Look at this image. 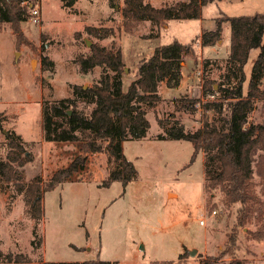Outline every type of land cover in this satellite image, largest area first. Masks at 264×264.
Listing matches in <instances>:
<instances>
[{"label":"rangeland","instance_id":"rangeland-1","mask_svg":"<svg viewBox=\"0 0 264 264\" xmlns=\"http://www.w3.org/2000/svg\"><path fill=\"white\" fill-rule=\"evenodd\" d=\"M176 1L150 0L155 6ZM26 3L36 4L40 16L34 22L28 14L22 22L25 43L18 45L11 24L0 22V157L6 158L10 150L7 135L14 133L31 156L23 166L27 182L35 174L46 182L77 154L85 153L87 161L67 181L44 192L40 219L31 216L23 193L0 178V247L5 254L26 253L33 264L98 257L111 264H202L228 247L216 264H228L233 258L264 264V235L258 239L254 233L259 222L253 219L244 227L236 226L239 204L228 206L220 189H206L204 152L191 161V141L157 139L163 132L161 120L194 131L206 117L214 119V112L203 113L202 104L194 111L180 110L177 105L181 98L201 96L204 80L212 81L215 88L223 81L231 38L229 21L223 23V39L217 45L198 46L197 58L182 62L178 86L164 80L159 87L162 99L154 106L144 105L151 122L148 134L122 142L124 154L138 170V177L127 185L120 180L105 185L121 170V162L110 154L105 139L99 140V150L84 152L83 144L92 138L90 131L80 132L81 140H47L43 122L46 102L70 97L87 113L95 106L74 92L75 85L96 86L104 73L100 65L83 73L76 60L90 53L94 43H115L122 49L127 86L136 77L140 59L149 57L157 45L175 38L188 42L214 28L222 13H264V0H219L204 6L203 18L169 19L160 25L145 19L130 31L122 23L124 0H77L72 6L62 0ZM89 25L112 26L115 35L99 39L87 32ZM258 51L250 53L247 81ZM45 56L52 61L48 67ZM250 117L264 122V100H256ZM253 180L264 201V184L257 172ZM231 232L237 241L226 246Z\"/></svg>","mask_w":264,"mask_h":264},{"label":"trees","instance_id":"trees-1","mask_svg":"<svg viewBox=\"0 0 264 264\" xmlns=\"http://www.w3.org/2000/svg\"><path fill=\"white\" fill-rule=\"evenodd\" d=\"M29 0H0V22L11 24L18 45L25 43L21 30L22 22L31 16ZM72 6L77 0H62ZM219 0H178L175 3L153 5L149 0H124L122 23L130 31L136 22L148 19L160 25L169 19L201 18L203 7ZM28 8V9H27ZM29 10V11H28ZM30 12V13H29ZM230 22V51L226 60L227 72L218 88L210 80H204L202 94L197 97L179 99L178 109L196 110L202 104L205 115L214 112V119L205 118L203 125L194 131L183 124L167 125L160 121L163 132L157 139H185L193 145V161L200 152L205 154V187L220 189L224 203L239 204L236 226L244 227L253 219L259 222L255 238L264 235V201L259 197L254 183L257 172L264 184V122L251 121L256 100H264V13L227 15L217 18L216 26L204 30L188 42L178 38L157 45L149 57L138 62L136 77L126 86L124 72L126 61L123 52L115 43L111 46L94 43L91 52L80 54L76 59L83 73H89L97 65L105 68L99 83L84 89L74 86L77 97L95 102L87 113L76 107L75 99L65 97L46 102L43 107V122L47 140H81L80 132L90 131L92 138L82 146L84 152L101 148L99 140L108 142L110 154L121 162V170L112 174L105 182L109 186L114 180L124 185L138 177L134 162L123 152L124 140L144 138L151 127L144 105L154 106L162 96L159 87L164 80L169 86H178L182 79V62L196 59L198 46H214L223 39V23ZM89 34L99 39L115 35L112 26H87ZM151 35V34H150ZM149 35V36H150ZM159 36V33L156 34ZM253 49H259L252 63L251 76L247 81L246 65ZM46 67L52 61L43 58ZM208 63L209 61L206 60ZM112 72H110V71ZM200 104V105H198ZM71 108V113L68 110ZM10 150L6 158L0 157V178L13 183L23 193L28 211L35 219L43 217V194L67 181L86 165L87 155L77 154L69 165L58 168L46 182L35 174L27 182L23 166L31 160L20 136L8 133ZM237 241L234 232L229 234L226 246ZM221 251L220 255L229 250ZM220 255L207 257L202 264H216ZM33 264L23 252L5 254L0 247V264ZM34 264H111V261L96 258L84 261H39ZM162 264V263H156ZM228 264H246L233 258Z\"/></svg>","mask_w":264,"mask_h":264},{"label":"built area","instance_id":"built-area-1","mask_svg":"<svg viewBox=\"0 0 264 264\" xmlns=\"http://www.w3.org/2000/svg\"><path fill=\"white\" fill-rule=\"evenodd\" d=\"M29 9H30V12H31V16H30V17L33 18V21H34V22H37L38 19H39V16H40V14H39V8L36 6V4H35V5L31 4V5L29 6ZM215 212H216V211H214V213H215ZM200 222H201V223H204V220L201 219Z\"/></svg>","mask_w":264,"mask_h":264},{"label":"water","instance_id":"water-1","mask_svg":"<svg viewBox=\"0 0 264 264\" xmlns=\"http://www.w3.org/2000/svg\"><path fill=\"white\" fill-rule=\"evenodd\" d=\"M87 43L90 44L91 42H90L89 40H87ZM127 70H128V69L126 68V71H127ZM68 112L71 113V112H72L71 109H69ZM190 252L193 253V252H194V249L191 250Z\"/></svg>","mask_w":264,"mask_h":264},{"label":"crops","instance_id":"crops-1","mask_svg":"<svg viewBox=\"0 0 264 264\" xmlns=\"http://www.w3.org/2000/svg\"><path fill=\"white\" fill-rule=\"evenodd\" d=\"M150 1V0H149ZM151 2H152V0H151ZM206 6V5H205ZM204 8V7H203ZM201 18H203V12H202V17ZM198 35H200V34H198ZM227 45H228V43H227ZM228 48H229V51H230V45H228Z\"/></svg>","mask_w":264,"mask_h":264}]
</instances>
